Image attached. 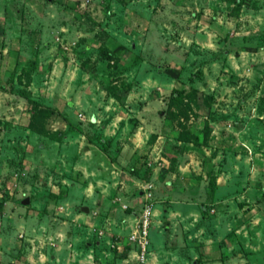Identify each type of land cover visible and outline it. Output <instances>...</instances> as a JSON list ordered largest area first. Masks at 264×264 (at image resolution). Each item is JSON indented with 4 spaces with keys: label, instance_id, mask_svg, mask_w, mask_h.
<instances>
[{
    "label": "rangeland",
    "instance_id": "1",
    "mask_svg": "<svg viewBox=\"0 0 264 264\" xmlns=\"http://www.w3.org/2000/svg\"><path fill=\"white\" fill-rule=\"evenodd\" d=\"M111 180L143 264H264V0H0V264H141Z\"/></svg>",
    "mask_w": 264,
    "mask_h": 264
},
{
    "label": "built area",
    "instance_id": "2",
    "mask_svg": "<svg viewBox=\"0 0 264 264\" xmlns=\"http://www.w3.org/2000/svg\"><path fill=\"white\" fill-rule=\"evenodd\" d=\"M152 184L145 183L139 188L140 206L138 211L128 213V231L126 233V242L130 248L127 259L138 263H145L149 255L148 231L153 219L152 205ZM122 209L127 208L126 204L121 203Z\"/></svg>",
    "mask_w": 264,
    "mask_h": 264
},
{
    "label": "crops",
    "instance_id": "3",
    "mask_svg": "<svg viewBox=\"0 0 264 264\" xmlns=\"http://www.w3.org/2000/svg\"><path fill=\"white\" fill-rule=\"evenodd\" d=\"M110 172H115L114 170H110ZM108 179H110L109 177H108ZM106 184L105 185H107V186H112L113 187V190L111 191V187H109L108 189H105L104 187L100 190V192H102V193H99V194H101L100 196H101V198H102V201H103V203L105 202L106 203V205H104L103 206V208H105V210H107V213H105V216L107 217L108 216V211L109 210H111V206H112V210L114 211V216L117 218H122V220H121V224H122V229H117V232H119V233H117V234H124V235H126V233H127V231H128V227H127V224H128V222H127V220H128V217H127V215H128V213H130L131 212V210H130V208H133V205H130L131 204V202H129L128 200H127V197L129 196V195H123V193H121L120 191H117V189H118V185H117V181L116 180H111L110 182H105ZM86 188H85V190H84V192H85V195H86ZM106 190H108V191H106ZM105 192V193H104ZM108 193H110V194H108ZM108 194V195H107ZM113 194V195H112ZM113 196V198H114V203H111V198H110V196ZM106 196H108V198L106 197ZM116 196H118V197H116ZM109 198H110V200H109ZM117 202H116V201ZM91 203H93V204H96V199H93V200H91ZM119 203L121 204V203H123V204H126L127 205V208H125V209H120V207H119ZM86 208V207H85ZM155 211H156V209H155ZM95 212V211H94ZM154 213V212H153ZM112 217V216H111ZM108 219L110 218L109 216L107 217ZM114 218V217H113ZM113 218H111V219H113ZM124 221V222H123ZM153 222V221H152ZM101 232V231H100ZM102 233V232H101ZM59 234V233H58ZM72 235V234H71ZM124 235L123 236H121V237H123V240H125V237H124ZM96 243H98L99 241L98 240H96L95 241ZM117 242V241H116ZM124 243L125 244H127V242H126V240L124 241ZM110 247H114L115 245H114V243L113 242H110ZM72 246V241H71V243H70V248H72L71 247ZM54 248V252L50 255V258H53L52 259V263L51 264H55V261L56 260H58L61 256L59 255V254H61L62 255V253H59V251H61L60 250V246L58 245L57 247L55 246V247H53ZM59 250V251H58ZM63 250V249H62ZM72 250V249H71ZM71 250H68L67 251V254L68 255H71L72 256V252H69V251H71ZM91 252H93V249H89ZM152 251L149 253V255H148V257H147V260H146V262L148 261V260H150L151 259V257H152ZM145 262V263H146Z\"/></svg>",
    "mask_w": 264,
    "mask_h": 264
},
{
    "label": "trees",
    "instance_id": "4",
    "mask_svg": "<svg viewBox=\"0 0 264 264\" xmlns=\"http://www.w3.org/2000/svg\"><path fill=\"white\" fill-rule=\"evenodd\" d=\"M168 74H170V76L177 77V73H175V72H170ZM194 93H195V91L193 89H189V90L187 89L186 90L183 87L172 88L170 91V95H169L168 99H169L170 103L181 104L183 102V99H185L187 97L193 98ZM115 99H117V98H115ZM208 132H209V129H208L207 125L205 124L204 132H203L204 135L194 134L191 137H188L189 141L196 143V144H203L206 141V136H207ZM129 248H130L129 244L128 243L125 244L126 255L128 254Z\"/></svg>",
    "mask_w": 264,
    "mask_h": 264
},
{
    "label": "water",
    "instance_id": "5",
    "mask_svg": "<svg viewBox=\"0 0 264 264\" xmlns=\"http://www.w3.org/2000/svg\"><path fill=\"white\" fill-rule=\"evenodd\" d=\"M20 203H21L22 205H26V204H28V198L25 197V198L21 199V200H20ZM85 209H86V208H85Z\"/></svg>",
    "mask_w": 264,
    "mask_h": 264
}]
</instances>
